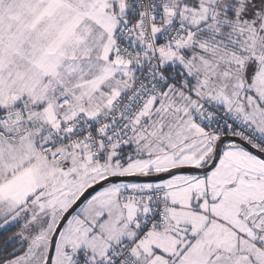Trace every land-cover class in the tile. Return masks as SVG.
<instances>
[{
	"label": "snow or ice",
	"instance_id": "6c2138e0",
	"mask_svg": "<svg viewBox=\"0 0 264 264\" xmlns=\"http://www.w3.org/2000/svg\"><path fill=\"white\" fill-rule=\"evenodd\" d=\"M0 264H264V0H0Z\"/></svg>",
	"mask_w": 264,
	"mask_h": 264
}]
</instances>
